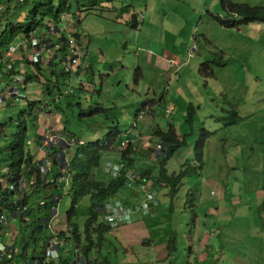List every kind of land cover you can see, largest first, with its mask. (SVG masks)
<instances>
[{"label": "clouds", "instance_id": "obj_1", "mask_svg": "<svg viewBox=\"0 0 264 264\" xmlns=\"http://www.w3.org/2000/svg\"><path fill=\"white\" fill-rule=\"evenodd\" d=\"M117 1L69 0V7L72 6L70 13L64 10L56 18L50 16L44 0H0V78L8 79L10 83L0 94V105L12 107L23 104L19 118L5 121L0 127V137H7L5 148L0 147V264H16V247L21 236L22 242L26 243L25 251L29 247L28 240H33L35 244L42 242L40 253L34 251L30 261H27V252L24 251V264H110L109 258L104 255L105 251L110 250L118 252L119 264H133L137 260L153 264L151 253L145 255L137 251L138 248L144 249L150 236L155 233L157 225L149 224V216L155 214L163 226L171 225L170 214L176 210L182 212L188 209L198 215L203 212L205 217V203L216 195L211 183L218 187L221 185L220 203L232 197V204H237L246 197L237 193L238 197L233 198L234 194L228 192V185L220 179L207 180L202 171L205 161L201 162L199 158L202 152L208 153L207 148L214 134L210 129L217 127L212 119L218 115L217 112L222 111V115L214 120L219 124L217 131L224 130L228 137L232 134L228 127L238 125L244 119L243 112L251 104L254 105V113L264 112V105L261 104L264 102V88L254 95L244 96V99L251 100L230 105L226 109L211 93V78L215 77V72L207 65L210 62L200 67V78L205 83L203 91L199 93L194 88L190 93L197 98L198 104L191 99L185 112V122L191 127L189 133L181 132L173 123L167 127L161 126L154 114L155 109L151 107L149 112L148 109L136 111L132 126L124 136L119 123L96 140L90 139L86 130L81 128L83 124L97 127L101 124L99 115L117 114L123 107L117 103L106 106L103 99H95L104 88H97V85L83 80L86 69L83 60L88 56L86 38L80 33L72 35L68 31L64 34L61 26L66 24L65 19L69 14H99L111 10ZM57 2L55 0L56 5ZM226 7L238 19L245 35L253 37L264 51V6L230 2ZM35 8L39 13L37 19L32 12ZM217 21L226 28L232 27L221 17H217ZM33 23H36V27L32 32H22ZM252 24L261 25L262 34L253 30ZM52 48L69 51L67 63L64 62L65 58L59 60L61 64H57V57L45 60L42 50ZM146 61L166 73L167 81H181L178 69L173 67L179 65L177 60L159 63L152 57H146ZM58 65H62L60 73L56 71ZM43 77L46 79L44 83ZM201 96L206 98L207 103L203 102ZM211 97L216 105L209 103ZM76 106L81 111L79 116L75 111ZM70 108L73 109L72 113ZM191 110L195 112L194 117L190 115ZM176 111L177 107L173 104L165 108L167 117ZM199 119H204V122L202 128L197 130L195 125ZM261 123L264 125V121L245 124L241 137L226 141L234 148L242 146L244 155L241 163L250 164V169L257 172L256 176H240L237 182L250 185L256 181L259 187L263 186L258 192L256 208L246 213L247 220L253 225L251 232L240 233L232 228L227 233L235 243H252L256 264H264V185L259 184V174L264 170V133L258 131ZM254 136L257 137L256 141L252 139ZM194 141L196 145L192 151L189 147ZM211 147L210 152L219 153L216 163H220L211 168L227 178L228 150L223 146V156H220L221 152ZM95 150L99 153L97 162L104 173L99 182L108 183L110 179L116 180L125 174L129 183L118 195L101 202L96 211H92L88 209L89 201L83 200L80 204L76 194L70 193L75 174L71 165L74 161L92 163V159L98 156ZM169 152L173 155L167 158ZM119 153L121 160L114 159ZM107 154L113 156L105 159ZM175 156L179 167L171 172L168 164ZM162 161L167 162L168 173L173 176L172 181L178 184H168L163 178L160 184L150 180L152 177L161 179L158 171ZM206 164L212 163L206 161ZM184 165L196 173L180 182L178 175L185 171H181ZM147 174L150 179L145 178ZM162 193L164 201L159 198ZM63 195L70 199L65 221L60 220L58 206ZM200 200L204 203L199 204ZM94 213H97L96 217ZM209 214L218 217L213 209ZM218 214L230 215L227 208L221 205ZM81 218L83 222L77 223ZM202 223L196 217L195 234L188 242L190 253L200 262L207 259L208 244L212 239L207 231L198 227ZM87 225L91 227L90 235L86 232ZM102 225L110 229L101 237L98 229ZM108 234L115 235V243L107 239ZM163 241L156 238L152 246H158ZM169 252L163 246L157 249L155 259L161 263L171 257ZM70 255L74 257L73 260L69 259ZM226 258L222 252V260ZM236 261L240 263L242 258L237 257ZM168 264H174L173 258Z\"/></svg>", "mask_w": 264, "mask_h": 264}, {"label": "rangeland", "instance_id": "obj_2", "mask_svg": "<svg viewBox=\"0 0 264 264\" xmlns=\"http://www.w3.org/2000/svg\"><path fill=\"white\" fill-rule=\"evenodd\" d=\"M113 1L99 0L100 3ZM230 2L264 6V0H118L111 10L102 11L99 14L93 12L89 15L86 13L76 14V16L69 14L65 19L66 24L61 26V31L64 34L69 31L72 35L80 33L86 38L85 46L88 48V56L83 60L84 67H86L84 82H91L97 85V88H104L103 92L95 98L97 101L103 99L106 106L117 103L123 107L120 113L99 115L101 124L97 127L83 124L81 128L86 130L90 139L102 138L111 130V127L118 123L123 136L126 135L132 126L136 111L148 109L147 112H149L150 107L155 109L154 114L161 126L167 127L173 123L181 132L189 133L191 127L185 122V112L191 99L198 104L197 98L192 97L190 93L194 88L199 93L203 91L205 83L200 78V67L205 62H210L207 65L215 72V77L211 78V93H214L215 98L219 99L221 106H225L226 109L230 105L251 100L244 99V96L254 95L263 89V48L256 44L253 37L245 35L238 19L231 15L226 7ZM122 4L129 5L122 6ZM217 17L229 22L232 27L226 28L221 25ZM251 28L262 34L261 25L252 24ZM250 34H253L252 31ZM42 51L45 60L57 57V64H61L59 60L63 58L67 63L70 58L69 51L61 52L55 48ZM146 57H152L159 63L177 60L179 65L173 67L178 69L181 81H167V74L147 63ZM206 67L209 71L208 66ZM56 71L60 73L62 65H58ZM45 81L43 77L42 83ZM9 84L8 79L0 78V94ZM88 95L91 96L90 93ZM201 98L204 103H207L206 98L202 96ZM210 99L212 100L209 103L216 105L213 102L214 98ZM169 104L175 105L177 111L174 115L167 117L165 108ZM261 104L264 105V102ZM22 106L23 104L12 107H8L7 104L0 105V127L5 124V121L17 120L23 109ZM253 110L254 105L251 104L247 107V111L243 112L244 119L238 125L228 127L232 131L228 137L224 130L217 131L219 124L214 120L222 115V111L217 112L218 115L212 119L217 127L210 129L214 134L211 136L207 151H212L211 146H213L221 152L222 147L225 146L228 150L226 166L229 172L227 178H224L217 170H213L211 166L220 163H216L211 155L207 159L212 164L207 165L206 160L202 170L207 180L220 179L227 184L228 192L234 194L233 198L238 197L237 193H242V196L246 197L237 204H232V197L220 203L221 185L218 187L211 183L216 195L211 196L205 203L207 209L205 217L203 212L198 215L188 209L182 212L176 210L170 214L171 225L163 226L161 223L157 225L154 228L155 233L148 239V245L144 249H137L145 255L151 253L154 258L153 264H168L171 258L174 264H256L255 254L251 249L252 243H235L228 236L226 237L222 229L228 225L236 228L240 233L249 234L253 228L251 222L247 220L246 213L256 208L258 192L263 186L259 187L256 181L250 185L242 181L237 182L240 176H256L257 172L256 169H250V164L241 163L244 155L242 146L234 148L226 142L232 138L241 137L245 124L264 121V112L254 113ZM75 111L77 116L81 114L78 106ZM203 122L204 119L197 120L195 129L200 130ZM258 131L264 133L263 123L260 124ZM252 139L256 141L257 137L254 136ZM194 140L197 141V139ZM196 141L191 143L190 150L194 151ZM6 144L7 137H0V147L4 149ZM31 151L35 154L33 148ZM107 156L113 155L107 154L105 159ZM220 156H223L222 152ZM114 159L121 160V153L117 154ZM6 162L9 164L8 160ZM178 167L177 156H175L169 162L168 169L173 172L178 170ZM259 184L264 185V170L259 174ZM251 186L255 187L251 188ZM159 198L164 201L163 193ZM219 205L224 206L233 214L219 216ZM58 206L60 220L65 221L66 213L70 208L69 197L63 195ZM211 209L218 217L209 214ZM196 217L203 221L198 227L207 231L212 237L208 244L207 259L203 262L190 253L188 245L195 234ZM148 220L150 225H155L157 221L160 222L155 214L149 216ZM82 222V218L77 220L79 224ZM220 230L223 232L221 238H219ZM156 238L164 241L154 247L152 245ZM172 238L174 242L171 244V257L158 263L155 259L157 249L163 246L166 248ZM107 239L116 242L114 234H108ZM19 242L16 247L15 262L24 264L25 258L22 254L26 243L22 242V236ZM28 243L29 247L25 252H27V261H30L34 256V251L40 253L42 242L35 244L33 240H28ZM116 247L118 248L117 244ZM70 249L73 252V249ZM222 252L227 256L225 260H222ZM104 255L109 258L110 264H119L118 252L105 251ZM237 257L242 258L240 263L236 261ZM69 259L73 260L74 257L70 255ZM142 262L137 260L133 264H145L144 260ZM125 264L130 263L125 262Z\"/></svg>", "mask_w": 264, "mask_h": 264}, {"label": "trees", "instance_id": "obj_3", "mask_svg": "<svg viewBox=\"0 0 264 264\" xmlns=\"http://www.w3.org/2000/svg\"><path fill=\"white\" fill-rule=\"evenodd\" d=\"M45 5L47 6V10L50 13L51 12V17H59V14L62 11H68V13H70V10L72 9V6L69 7V0H58L57 5L55 3V0H44ZM24 5V4H22ZM37 7V6H36ZM34 17L37 19L39 16V13L37 11V9L35 8V10L32 11ZM36 27V23H33L30 27L25 28L22 30V32L25 33H30L32 32ZM73 112V109L70 108V113ZM190 115H192L193 117L195 116V112L193 110L190 111ZM96 151V150H95ZM97 152V151H96ZM98 153V152H97ZM173 153L169 152L167 155V158L172 157ZM212 156V158L214 159V161H218L219 160V153L218 152H210L208 151V153L206 154L205 152H202L200 154V158L199 161L204 162L207 160V162H210L207 158L209 156ZM207 157V158H206ZM100 159L99 153L98 156L94 157L92 159V163H88V162H77L74 161L71 165L72 170L74 171V178H73V187H72V191L70 192L71 194H76V199L79 201L80 204L83 203V200L88 202L89 201V206L88 209H91L92 211L95 210L97 206L100 205L101 202L108 200L109 198H111L114 195H118L121 191H123V189L127 186V182L129 181L128 178L126 177L125 174L122 175V177L118 178V179H110L109 181H107L108 183H103V182H99L100 178L102 176V169L100 166V163L97 162V160ZM168 160V159H167ZM204 160V161H203ZM212 163V162H210ZM167 162L162 161L160 164V168H159V175L161 177H148V174L145 176L146 179H150L153 182H155L156 184H160L162 182V178L168 183V184H178L177 182L172 181L173 176H170L167 170V166H166ZM187 167L184 165L183 166V172L180 173V175H178V179L181 182L182 180H184L185 178H191L193 176H195L196 171L192 170V169H187ZM151 173V172H150ZM129 183V182H128ZM199 204H203V201H198ZM228 210V209H227ZM230 215H232L233 213L228 210ZM95 217L97 216V213H94ZM235 223H237V221H235ZM160 222H156L155 225H159ZM109 227H106L104 225L99 226L100 231H98V233L101 235V237L103 236V233H105L107 230H109ZM224 229V233L227 237V233L230 232L232 230V227L230 226H226L223 228ZM226 229V230H225ZM86 232L88 235L91 234V227L89 225H87L86 227ZM216 234V233H215ZM223 235L222 231H219V238H221ZM174 242V240L172 239L166 246V249H168V251H170L169 253L171 254V244Z\"/></svg>", "mask_w": 264, "mask_h": 264}]
</instances>
